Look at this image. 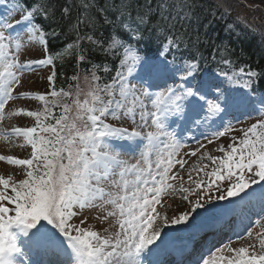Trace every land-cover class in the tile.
<instances>
[{
  "label": "snow or ice",
  "instance_id": "1",
  "mask_svg": "<svg viewBox=\"0 0 264 264\" xmlns=\"http://www.w3.org/2000/svg\"><path fill=\"white\" fill-rule=\"evenodd\" d=\"M26 2L14 4L15 12L21 14L15 24L0 19V118L4 105L14 98L13 91L25 72L37 66L55 67L52 56L27 63L18 60L25 29L31 34L30 40L38 38L42 44H47L41 26L34 23L35 16L46 15L47 10L35 3L25 7ZM140 22L144 23V18H140ZM105 23L113 21L105 17ZM123 26L132 38L140 39L138 31L127 24ZM88 39L93 38L89 36ZM117 46L122 49L119 70L111 83L103 87L96 85L88 93L90 100L81 103L77 98L72 105L62 103L64 97L71 95L62 89H53L51 100L40 93L17 94L19 97H35L45 103L42 112H26L27 117H35V127L12 130L30 145L31 158L0 156V160L24 166L25 172V178L19 180L0 175V264H158L154 257L167 243V239H160L164 227L188 220L187 213L170 220L156 209L161 202V193L172 187L168 183L170 171L176 164H183L176 159L183 144L177 139L175 130H167L166 119L173 117L171 123L180 124L181 136L193 126L199 128L218 123L212 135L222 137L231 130V125L223 123L229 113L256 104L264 106V96L254 98L251 94L252 78L257 73L250 69L246 72L241 68L239 73L231 76L223 71L218 73L232 84H239L235 90L222 89L213 78L202 80L195 89L185 87L189 78H194L198 64L183 58L177 64L175 56L172 60L166 58L170 49L180 50V44L171 36L167 37L162 51L155 58L138 55L134 46L113 33L109 48ZM84 59L83 55L79 57L80 61ZM108 70L105 65L103 71ZM54 76L55 72L47 78L50 85L54 84ZM177 78L182 83L169 84L170 80ZM92 79L99 80L95 71ZM152 88L164 90L150 93L148 89ZM213 90L215 101L210 103L205 97ZM104 96L109 98L105 100ZM144 98H148V103ZM56 106L62 109L61 114L54 118L55 123H50L49 117L53 116ZM134 109H139V127L153 130L142 133L105 123L106 116L118 120L122 114L133 113ZM141 136L147 141L146 151L141 152L143 167L139 162L129 166L118 159V150L132 148L131 144L122 146L108 142L110 139L135 141ZM219 151L225 155L209 157L215 166L205 173L208 180L193 181L195 188L184 189L185 193L196 194L195 208L213 200L239 197V201L229 202H235L241 212L250 205L264 209V121L244 130L238 145H229L227 150L222 146ZM153 155L155 159H151ZM114 168H119V173L114 172ZM117 174L119 181L112 183L118 191L106 192L101 184ZM129 176L134 178L128 179ZM254 184L261 186L260 191H247ZM212 192L220 195L214 197ZM184 199L187 200L188 196L185 195ZM97 200L112 207L105 217L116 218L119 231L112 235L102 236L73 222L77 216L75 209L94 207ZM164 235L167 237L168 234ZM247 235L251 237L252 232ZM158 239L159 243H156ZM257 239L258 250L229 248V253H234L229 256L223 255L224 249L209 250L197 264H264V233H258ZM34 255L49 259L33 260Z\"/></svg>",
  "mask_w": 264,
  "mask_h": 264
},
{
  "label": "rangeland",
  "instance_id": "2",
  "mask_svg": "<svg viewBox=\"0 0 264 264\" xmlns=\"http://www.w3.org/2000/svg\"><path fill=\"white\" fill-rule=\"evenodd\" d=\"M214 2L220 10L225 12V14L231 16L237 22H240L241 26L247 30V28L252 32L254 31L258 35L264 37V0H211ZM19 13L15 12L14 5L12 4H4L0 2V19L8 20L9 22L15 24L17 19H20ZM253 32V33H254ZM7 34V33H6ZM31 34L27 32L25 29L22 33V47L18 54V60L20 63H27L29 60H38L46 58V54L40 44L38 38L29 39ZM169 55V52L167 53ZM166 54V58L167 55ZM168 59V58H167ZM169 60V59H168ZM177 64L181 62L175 61ZM240 71H231L227 72L229 76L233 73H239ZM247 72V71H246ZM52 66H37L31 71L25 72L21 76L20 83L16 86L13 91V99L9 100L3 109L2 118H0V156H13L15 158L20 159H28L31 158V147L25 141L22 136H18L12 132L14 128L17 127H35V117H27L26 112L29 110L32 111H43L44 101H40L35 97H19L17 94L21 92H29V93H40L45 94L48 100L53 99L51 97V85L49 84L48 77L52 75ZM196 73V72H195ZM195 73L193 75H195ZM209 78H213L216 84H219L222 89L225 90H235L239 87V84H232L227 80L224 76L217 75H204V81L209 80ZM253 85L255 84V77L252 78ZM133 83H137V86L140 87L139 83L135 80ZM182 83L178 78L174 80H170L169 84L172 86H176ZM243 83V78L240 79V84ZM200 84V83H199ZM198 84V85H199ZM193 78L190 77L188 82L185 83V87H195ZM96 85L87 78H81L78 80L75 92L72 93L68 97H64L62 103H67L72 105V102L77 98L81 101V103L85 99H91L88 96V93L95 87ZM253 88V86H252ZM250 89L251 94L254 98H259L264 96L260 93H255L253 89ZM164 90L163 88H152L148 89L151 92H158ZM243 91H249V89H242ZM79 94V95H77ZM103 96V93H101ZM68 99V101L65 100ZM109 97L104 96V99L107 100ZM2 99V97H0ZM145 102L148 103V98H144ZM191 99V98H189ZM209 102L215 101V93L214 90L210 91L208 95L205 97ZM202 103V102H201ZM129 106H131L129 104ZM21 109L24 111L22 112ZM151 110V108L149 109ZM62 109L59 106L53 108V116L49 117L50 123H52V119L55 116L61 114ZM75 114L74 111L72 113ZM232 118H236L231 126V130L226 132L222 137H216L212 135V133L218 127V123L214 124H206L203 125L202 129L209 133V135H201V131H198L197 127H194V132H192V128L188 131H185L183 135L186 138L185 140H181L183 147L180 149L179 155L176 157L177 160L183 162L181 164H176L169 173L168 183L172 185L171 188L166 189L161 193V202L156 206L157 213L164 216L166 215L170 220L178 217L179 215H183L185 213L188 214V220L181 222L180 224H168L164 227V230L161 233L160 239L165 237L164 233L171 234L170 239H167V242L174 241L176 244L181 241L187 239L188 235L191 232L200 226V224L214 219L218 216L226 215L234 209L237 210L234 213L233 219L230 221L228 226L225 229H219L214 234L210 235L208 239L214 237V241H207L205 246L210 245L212 251H216L217 249H224L223 255L229 256L234 255V253H229V248H237V247H249V250L253 249L258 250L259 241L257 239L258 233H264V214H261L264 209H262L259 205H250L248 208L244 209L243 212L237 208L236 203H230L229 200H232L234 197H229L226 200H213L210 204H204L202 207L195 208L194 201L196 199V194L185 193L184 189H193L195 188V183L193 181H197L203 179L205 181L208 180V177L205 175L206 172H210L211 169L215 166L209 157L221 158L225 155L224 152L219 151V149L223 146L225 150L228 149L230 143L229 139H235L237 136L234 135V130L237 127H243L246 124H256L257 121H261L264 119V106L260 104H256L254 107L242 109L239 111L231 112ZM229 115V114H228ZM133 116L135 117V122L133 121ZM226 117V116H225ZM244 118L242 122L237 120H241ZM105 123L111 124L114 127L127 128L129 131H141L142 133L153 130L151 127H139L141 121L139 119V109H134L133 113H129L128 115H121L120 119H113L110 115L106 116ZM173 117H168L165 121L166 128L169 132L173 130L177 133V139L180 140L183 135H179L180 133V124L171 123ZM249 122V123H246ZM151 121L149 120V124ZM238 124V125H237ZM242 124V125H241ZM200 128V127H199ZM223 130V129H221ZM192 132L193 136L188 135V133ZM163 139V137L161 138ZM123 146L132 145L130 141H122ZM134 143V154L128 153H120L118 155V159L127 163V165L131 166L133 164H139L143 167L145 166L144 160L141 158V152L146 151L145 146L147 145V141L143 139V136L137 138ZM235 140H232V143ZM162 148L163 145L161 144ZM137 151V152H136ZM195 153V155H193ZM124 156H122V155ZM133 155H139L137 157ZM151 159H155L153 155ZM114 172L119 173V168H114ZM0 175L12 176L14 180H19L25 178L24 166L13 165L5 160H0ZM251 175V174H248ZM128 179H132L134 177L129 176ZM119 175L110 176L108 180L104 181L101 184V187L104 188L106 192H116V189L113 185V181H119ZM264 183V182H262ZM261 186L254 184L247 191L251 192L254 190L260 189ZM187 195L188 199L185 200L184 196ZM212 196L220 195L219 192H212ZM240 195H244L241 193ZM234 201H239L237 198ZM203 203V201H202ZM112 210L111 205L104 203L103 201L97 200L95 202L94 207H86L84 209H75L77 211V216L73 218V222L80 225L81 227L90 228L93 231H96L102 236L112 235L116 231H119V226L116 223L115 217H105L107 213ZM253 212L259 216L253 222V219L249 218L248 215ZM155 215V213L153 214ZM259 221V223H257ZM157 224H159V220H157ZM241 224L245 227L248 225L249 230L243 233L242 236L237 237L233 240H229V235H236V231L238 230V226ZM216 228L218 226L216 225ZM252 232V236L249 237L247 235L248 232ZM241 232V230H240ZM209 233L204 232L200 235L197 241H201L205 235ZM218 236H221L218 239ZM223 241L222 243H220ZM220 243V244H219ZM219 244V245H218ZM217 247V248H215ZM176 258V257H173ZM33 260H37L35 255L32 257ZM178 264H191V259H179Z\"/></svg>",
  "mask_w": 264,
  "mask_h": 264
},
{
  "label": "trees",
  "instance_id": "3",
  "mask_svg": "<svg viewBox=\"0 0 264 264\" xmlns=\"http://www.w3.org/2000/svg\"><path fill=\"white\" fill-rule=\"evenodd\" d=\"M11 2L23 4L24 0H2ZM34 3L47 10L46 15H36L34 23L45 33L47 44H40L55 64L51 65L55 72L52 90L72 94L81 78L100 87L111 83L122 58L119 46L109 48L115 33L144 58L157 57L171 36L180 44V50L172 52L180 60L197 63L198 77L208 71L250 69L257 73L254 91L264 93V37L243 28L211 0H27L24 6ZM105 17L113 23H105ZM124 24L138 31L140 39L132 38ZM105 65L108 71H103ZM93 71L98 81H93ZM251 125L235 129L237 137L229 139L230 145H238Z\"/></svg>",
  "mask_w": 264,
  "mask_h": 264
},
{
  "label": "bare ground",
  "instance_id": "4",
  "mask_svg": "<svg viewBox=\"0 0 264 264\" xmlns=\"http://www.w3.org/2000/svg\"><path fill=\"white\" fill-rule=\"evenodd\" d=\"M229 116L232 117V114H230ZM231 117H229V118H231ZM198 131H201V130H198ZM192 132H194V126H193V128H192ZM192 132L188 133V135L194 137L193 134H192ZM194 133H195V132H194ZM185 136H186V135H185ZM185 136L183 135V137H182L180 140H185V141H186ZM220 224H222V222H221ZM206 227H209V226H206ZM201 229H204V228H201ZM198 230H199V229H198ZM198 230H197V231H198ZM167 234H168V233H167ZM194 234H196V232H194ZM167 236H168V237H171V234H168ZM158 241H159V239L156 241V243H158ZM204 242H205V239H203V243H204Z\"/></svg>",
  "mask_w": 264,
  "mask_h": 264
}]
</instances>
